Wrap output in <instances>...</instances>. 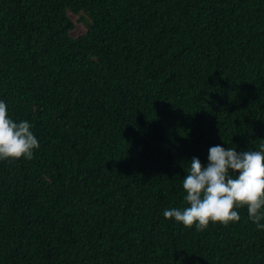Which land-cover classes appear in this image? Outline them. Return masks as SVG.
Segmentation results:
<instances>
[{
    "label": "trees",
    "instance_id": "obj_1",
    "mask_svg": "<svg viewBox=\"0 0 264 264\" xmlns=\"http://www.w3.org/2000/svg\"><path fill=\"white\" fill-rule=\"evenodd\" d=\"M0 99L39 140L0 160V264H264L246 206L162 214L191 157L264 143V0H0Z\"/></svg>",
    "mask_w": 264,
    "mask_h": 264
},
{
    "label": "clouds",
    "instance_id": "obj_2",
    "mask_svg": "<svg viewBox=\"0 0 264 264\" xmlns=\"http://www.w3.org/2000/svg\"><path fill=\"white\" fill-rule=\"evenodd\" d=\"M37 148L32 123L13 119L0 99V160L30 159ZM185 173L181 184L187 203L163 209L165 218L202 230L210 223L239 221L238 209L246 206L248 219L264 229V143L240 151L237 146L212 144L207 162L193 156Z\"/></svg>",
    "mask_w": 264,
    "mask_h": 264
},
{
    "label": "rangeland",
    "instance_id": "obj_3",
    "mask_svg": "<svg viewBox=\"0 0 264 264\" xmlns=\"http://www.w3.org/2000/svg\"><path fill=\"white\" fill-rule=\"evenodd\" d=\"M83 31H84L83 27L80 26V25H78V26H77V29H76V33H77V32H78V33H81V32H83Z\"/></svg>",
    "mask_w": 264,
    "mask_h": 264
}]
</instances>
